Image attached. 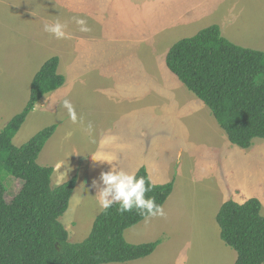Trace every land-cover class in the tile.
I'll list each match as a JSON object with an SVG mask.
<instances>
[{"label":"rangeland","instance_id":"rangeland-1","mask_svg":"<svg viewBox=\"0 0 264 264\" xmlns=\"http://www.w3.org/2000/svg\"><path fill=\"white\" fill-rule=\"evenodd\" d=\"M74 1L0 0V131L28 104L32 81L41 67L58 57V73L66 77L65 84L43 97L13 143L20 147L56 125L38 164L52 166L60 158L76 157L73 164H63L64 168L55 172L52 183L56 187L74 177L77 184L81 180L80 188L75 190L77 196L70 200L69 209L61 218L70 243L87 239L104 210L96 197L101 190L92 187L97 177L93 162L98 154L110 157L106 164L99 159L105 168L102 172L114 168L136 174L145 167L152 184L174 182V190L163 206L166 215L144 220L124 233L130 244L160 241V245L151 256L122 264H234L237 254L222 241L216 217L224 203L243 204L250 199L260 201L264 217V140L255 139L251 148L243 150L232 145L223 131L213 134L214 128L212 132L206 126L215 121L207 119V106L166 65L167 53L177 42L212 25L220 27V16L216 13L212 19L193 24L190 19L194 11L179 15L185 5L188 8L193 3L181 0V11L171 10L175 19L168 29H161L154 40L139 48L125 43L123 55L113 43H108L106 27L109 24L115 31L130 34L128 22L134 16L136 0H112V4L110 0H85L86 6L101 14L89 19L73 14ZM74 5L78 6V0ZM204 6L213 10L218 7L223 20L232 22L231 27L224 29V37L243 48L264 51V0H206ZM169 12L159 20L161 23H165ZM179 16L182 17L177 19ZM73 17L86 19L91 32L78 35ZM57 19L68 24L66 31L71 39L58 40L43 30L45 23L52 24ZM183 21L193 25L183 27ZM94 35L111 48L110 64L101 66L104 71L95 68L78 80V73H69L78 64V59L74 60L75 43L87 38L90 45ZM164 42L167 53L161 59L160 44ZM98 53L101 54L100 49ZM134 53L137 55L131 62ZM151 55L156 56L157 62L152 69L155 61ZM143 63L150 66L145 69ZM65 99L75 107L77 123L70 120L63 106ZM80 118L83 124L79 123ZM89 121L93 124L91 133L85 130ZM0 177L7 188V201L11 202L22 182L5 174Z\"/></svg>","mask_w":264,"mask_h":264},{"label":"trees","instance_id":"trees-1","mask_svg":"<svg viewBox=\"0 0 264 264\" xmlns=\"http://www.w3.org/2000/svg\"><path fill=\"white\" fill-rule=\"evenodd\" d=\"M59 65L60 59L52 57L41 67L32 81L28 104L0 131V176L22 182L8 202L0 177V264H122L147 258L161 242L128 243L126 230L145 218L136 209L120 213L118 202L101 212L87 239L70 243L61 218L69 209L77 177L53 187L54 168L38 164L56 125L20 147L13 143L43 97L65 84ZM166 65L207 106L232 145L248 150L255 139L264 140L263 51L234 44L219 26L212 25L177 42L167 54ZM135 176L151 183L145 167ZM152 185L145 199L154 197L156 204L164 206L174 182ZM216 221L222 241L237 254L234 264H264V217L258 199L224 203Z\"/></svg>","mask_w":264,"mask_h":264},{"label":"crops","instance_id":"crops-1","mask_svg":"<svg viewBox=\"0 0 264 264\" xmlns=\"http://www.w3.org/2000/svg\"><path fill=\"white\" fill-rule=\"evenodd\" d=\"M180 1L181 0H136V5H135L136 9L134 11V16L131 15V18L128 22L130 34H126V33L124 34L121 31H115L114 28L112 27V25L109 26V24H108L106 27V33H107L106 39H107L108 43H113L115 45V49L124 55V52L126 51V46H124L125 43H128L133 48H139L142 44L150 42L152 39L154 40V37H155L154 35L160 33L161 29H164V30L168 29L170 27V25L174 22L175 18L172 16L171 10L175 9L176 11H181L179 8ZM183 1H185L187 3H193V4H191L188 8L185 5V9L183 10L185 12L181 11V12H179V15L183 16L188 11H194L195 15H193V17L190 19V22H194L193 24H197V23H201V22L203 23V21H205L206 19L209 20V18L212 19V15L217 13L220 16L221 20L219 23L218 22H216V23H218L220 25V29H221V26L223 27L221 29L222 34H224L223 33L224 29H227L228 27L232 26V22L230 20H228V19L223 20V15L220 13L218 7L215 6L214 10L212 9V7H209L206 9V7H205L206 5L203 7V4L206 0H190L191 2L189 0H183ZM76 2H77V0H75L74 3L72 4L73 5V9H72L73 14H76V15L78 14V16L82 15V16L86 17L87 19H89L90 17L91 18L92 17H98V18L101 17L100 13L99 14L94 13V11L91 9V7L86 6L85 0H78V6L74 5ZM110 3L112 4L113 1L110 0ZM206 4H208V3H206ZM160 6L162 7V10H161ZM155 10H157V11H155ZM167 10L170 12L165 17V23L164 22L161 23V21H159V20L163 19V16ZM209 10H211V12ZM182 16H179L177 19H179ZM190 22L183 21V27L189 28L191 25H193ZM212 24L213 23L207 24L206 26H210ZM203 27H205V26H203ZM82 33H84V32L79 31V27H78V35L82 34ZM86 40H87V38L77 40V42L75 43V49L73 51V53L75 54L74 60L78 59V64L75 63L74 68L69 73L72 75L74 73H76V74L78 73V80H81L85 73L89 74L92 70H95V68H98V69L104 71L101 66L109 65L110 64V58L113 55L111 48L108 47L107 43H105L98 36L94 35L91 37L90 45L88 42H86ZM229 40L232 42V40L230 38H229ZM245 42H252V45H254L253 44L254 42L251 40H246ZM165 44H166L165 42L163 44H160V50H162V52H163L161 55V59L166 55L165 53H167V50H164ZM238 45H240V44H238ZM99 49H100L101 54L98 53ZM252 50H254V49H252ZM257 51H263V50H257ZM118 52H115V55H119ZM135 55H137V53H134V55L130 56L131 62H132V59ZM138 55L141 58V54L139 53ZM156 56H158V54ZM156 56L151 55L152 60H154L155 62L151 63L150 69H152L154 67V65H156V63H157L155 60ZM84 58L86 59L85 62H84ZM158 59L160 60L159 56H158ZM143 65H144L145 69L148 66H150V65H148L146 67L147 63H145V64L143 63ZM148 73H150V71ZM66 75H68V74H66ZM165 85H167L168 87L171 88L170 84L166 83ZM80 88L81 87L79 85L78 89L80 90ZM210 114H212V113L209 110V115H207L208 116L207 119H215L213 115H211L212 118H209ZM206 126L210 127V130L212 132H213L212 127L214 128L213 134L214 133L215 134H221L222 131L224 132V130H222V128L220 127V125L218 124L216 119H215L214 123L211 124V126H209V125H206ZM111 139L112 140H114V139L118 140L116 138H111ZM98 156L99 155L97 154V157ZM70 161H72V163H70ZM75 161H77L76 157H72V158L68 157V158H64V159L60 158L59 161L57 160L55 162V164H52V166H54L53 167L54 168V175L58 169L64 168L65 165H63V164H67V165L69 163L73 164V162H75ZM100 161L104 162L106 164V159H101ZM93 163H95L97 165V171H96L97 177H96V185L95 186L99 187V189L101 191H103L106 186L102 183V181L98 182V179H99L102 171H104L105 168L102 165H100L99 159L96 160L94 158ZM52 183H53V178H52ZM80 183H81V180L78 182L76 188H78V187L80 188ZM59 184L60 183L56 184V187L60 186ZM76 188H75V190H76ZM74 195L77 196V194H75V191H74L73 196ZM73 196H72V198H73ZM72 198H71V200H72ZM76 199H77V197H76ZM76 204H77V202H76Z\"/></svg>","mask_w":264,"mask_h":264},{"label":"clouds","instance_id":"clouds-1","mask_svg":"<svg viewBox=\"0 0 264 264\" xmlns=\"http://www.w3.org/2000/svg\"><path fill=\"white\" fill-rule=\"evenodd\" d=\"M76 25L79 27V31L88 33L91 32V28L87 24V20L81 17H73ZM68 24L61 23L59 19L55 23L44 24L43 30L49 33L56 39H71V34L66 31ZM64 108L67 109L68 116L73 123L78 122L76 109L70 100L65 99L63 102ZM79 123L83 124V118L79 119ZM88 133L93 130V124L89 121L85 127ZM97 159H110L107 156H98ZM100 181L106 186L96 197H98V203L101 209L107 210L114 203H119L120 207L118 211L120 213L131 212L133 209L138 210V214L143 216L145 220L160 216L164 217L163 206L158 205L155 202L154 197L145 199V194L152 191L153 185L150 182H146L144 177H136L135 174H126L123 170L117 171L111 168L108 172H102ZM96 181L92 183V187H95ZM111 196V199L109 197Z\"/></svg>","mask_w":264,"mask_h":264}]
</instances>
